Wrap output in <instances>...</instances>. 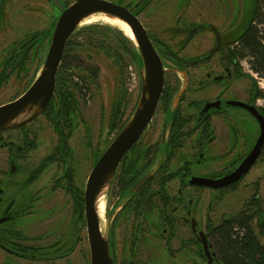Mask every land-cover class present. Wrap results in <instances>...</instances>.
<instances>
[{
  "label": "flooded vegetation",
  "instance_id": "af4514ba",
  "mask_svg": "<svg viewBox=\"0 0 264 264\" xmlns=\"http://www.w3.org/2000/svg\"><path fill=\"white\" fill-rule=\"evenodd\" d=\"M106 1L126 7L138 20L152 4L150 14L162 22L173 19L178 5V0ZM74 2L0 0V94L38 68L26 89L0 106L18 98L34 81L48 49L50 31L44 33L62 9ZM200 25L211 32V44L190 57L182 54L190 29ZM190 29L178 49L145 29L161 59L163 82L151 120L118 164L101 205V225L106 219L109 223L113 264H227L218 247L220 225L246 219L259 233L264 230V198H259L257 188L245 200L243 210L227 217L221 213L214 222L220 198L233 192L264 160L262 150L248 172L229 186L193 184L221 179L246 157L259 135L260 119L264 120V103L258 104L261 92L255 78L242 67L243 58L234 52L232 36L226 37L223 29L209 23ZM67 41L45 109L20 127L0 130V264L68 259L77 244L84 240L88 245L84 214L88 175L136 105L124 118L127 92L123 88L116 93L106 122L112 138L104 141L98 131L91 144L83 110L91 102L89 85L97 77L93 82L87 77L81 55L66 72L73 88L58 91L57 74L63 70ZM97 113L101 114L100 108ZM156 117L158 123L152 126ZM144 134L146 140L141 142ZM57 195L66 198V205L53 202L46 207ZM204 197L206 202L201 203ZM60 211L69 214L66 220L51 222L53 240L39 244V237L27 234L31 225L27 214L34 213L35 221L41 223ZM85 259L86 251L78 264H85Z\"/></svg>",
  "mask_w": 264,
  "mask_h": 264
},
{
  "label": "water",
  "instance_id": "95a60500",
  "mask_svg": "<svg viewBox=\"0 0 264 264\" xmlns=\"http://www.w3.org/2000/svg\"><path fill=\"white\" fill-rule=\"evenodd\" d=\"M98 15L118 20L129 28L132 39L128 38L120 29H116L131 41L139 58L136 68L140 81V91L134 111L117 136L93 164L86 181L84 195L89 264H113L108 237V219L101 225L102 219L99 218L97 203L100 199L104 201L118 164L126 151L140 138L151 120L163 82L164 69L161 59L136 15L130 13L124 6L106 0H76L67 8L62 9L54 25L44 33L46 35L50 31V38L46 57L36 78L22 95L0 106V130L20 127L37 117L45 109L53 94L55 74L67 39L77 31L83 21ZM108 26L112 27L111 25ZM204 27V25H200L192 28L185 41ZM40 44L41 42H39ZM177 98L175 99L176 102ZM260 125V132L253 147L229 174L216 181L206 179L193 184L209 188H221L242 178L256 161L263 148V119H260ZM157 169L158 166L145 175L136 184L135 189L151 177Z\"/></svg>",
  "mask_w": 264,
  "mask_h": 264
},
{
  "label": "rangeland",
  "instance_id": "374dc122",
  "mask_svg": "<svg viewBox=\"0 0 264 264\" xmlns=\"http://www.w3.org/2000/svg\"><path fill=\"white\" fill-rule=\"evenodd\" d=\"M252 6L253 0H178V5L173 11L174 17L171 20L167 19L162 22L158 20L157 15L150 14L149 11H151L152 4L148 6V8H146V10L141 13L138 18L143 27L151 32L150 35L153 33L161 40L172 46H175V48L178 49V47L180 46V42L185 39L187 31L191 27H193V25L198 24L209 23L213 25L217 30L223 29L225 36H232L233 39L243 30V28L247 24ZM45 24L46 23L44 22L43 25H39V27H45ZM92 24L108 26V24H104L101 21L89 23L83 22V24H81L78 29ZM111 28L116 29L113 26ZM175 28H181V30L179 29L178 32H175ZM86 33L87 32H85L84 34H78L75 31V34L72 36V40L85 43L88 39ZM210 33L206 28H203L193 34L185 48L181 50L182 54L190 57L191 55L196 53L194 51L207 48L211 44V42L209 41V37H211ZM103 34L105 35L104 41H106L108 44L109 42L111 45L117 44V38L112 32L106 31L103 32ZM234 44L235 43H231V45L233 46ZM81 55L83 57V60L86 61L87 66H94L98 68L95 84L89 85V90L92 96L91 102L83 110L87 117L86 123L88 125V131L91 136V144H94L97 139L98 131L100 132V136L104 141L110 140L112 138V134L106 131V122L109 116L112 101H114L116 93H120L123 88L126 89V98L128 99L127 105L124 110V118L130 116L132 107L137 102L139 96L140 81L137 68L132 63H130L125 55L123 61L124 66L120 71L118 70V68H116V63L110 57L106 56L107 54H104L102 51L97 50L96 48L91 47V49H87L81 52ZM249 64L250 63L248 59H242V67L244 68V70L248 74L256 76L255 80L256 82H259L257 83V87L259 88L261 94L258 104H262L264 103V76H258L256 73H254L251 70ZM41 65L42 61H40L38 67L41 68ZM36 69L38 68L32 69L27 77H25L20 83H18L17 86H7V88L0 94V103L9 100L14 95L24 91L30 81L33 79L34 71ZM98 108H100L101 114L97 113ZM100 115L101 118H99ZM95 121L99 123L96 124ZM157 123L158 122L156 117V119L152 123V126L153 124L155 125ZM36 125L37 122L33 123V126ZM45 134L46 132H43V135ZM145 134L144 136H142L141 142L146 140ZM75 140L79 141V136L76 137ZM86 151L88 153V150ZM1 166L2 164L0 163V168ZM87 167L88 172L89 165ZM256 188L258 189L259 198L263 199L264 160L258 162L248 172V174L244 176V178L239 182L233 192H230L226 196L220 198L221 201L219 203L218 209H216V211L218 212H215L217 215L214 219V222L219 221L221 213H224L227 217L231 214H235L243 210L245 200L248 199L254 191H257ZM206 199L207 197H204L201 203H204V201L206 202ZM65 200L66 198L64 196L57 195L50 202H46L45 205L46 207H48L53 202H56V205H66ZM103 200L105 201V197ZM68 214L69 213L65 211H60L54 213L53 219L45 220L41 223L40 221H35L34 217L36 215L34 213L27 214L28 216L26 215L25 219L31 221V223H28L31 225L29 226V228H27V234L29 236L35 235L39 237V244L50 242L51 240H53V237L50 236L49 232L53 231V227H55L51 222H55L60 219L66 220ZM254 231L257 235L260 234L256 227H254ZM85 251V264H89L88 245H86V242H84V240L76 245L74 252L68 259L56 260L52 262L36 261L33 264H67L68 260L71 262V264H78V261L83 258ZM24 263L26 264V262Z\"/></svg>",
  "mask_w": 264,
  "mask_h": 264
},
{
  "label": "trees",
  "instance_id": "16d2710c",
  "mask_svg": "<svg viewBox=\"0 0 264 264\" xmlns=\"http://www.w3.org/2000/svg\"><path fill=\"white\" fill-rule=\"evenodd\" d=\"M112 32L116 36V43L111 45L104 41L103 32ZM87 32V42H76L72 35L67 41L62 72L57 74L59 92H67L72 89L67 69L81 59V52L96 48L107 54L116 64L120 71L124 66V57L135 67L139 58L131 41L119 30L104 25H90L80 28L76 33ZM231 43L234 44V52L241 58L249 61L251 70L258 76H264V0H253V6L247 24L243 30L236 35ZM123 50V51H122ZM125 53V54H123ZM125 55V56H124ZM87 77L93 82L97 77L98 68L87 66ZM120 105V104H119ZM119 108V106H118ZM264 156V145L262 148ZM220 242L218 244L220 254L227 264H264V230L261 229L260 236L254 231L251 222L242 219L223 223L217 229Z\"/></svg>",
  "mask_w": 264,
  "mask_h": 264
},
{
  "label": "bare ground",
  "instance_id": "6f19581e",
  "mask_svg": "<svg viewBox=\"0 0 264 264\" xmlns=\"http://www.w3.org/2000/svg\"><path fill=\"white\" fill-rule=\"evenodd\" d=\"M95 21H101L102 23L104 24H108V25H111L115 28H118L120 29L128 38H131L132 39V34L129 30V28L122 22L118 21V20H115V19H108L104 16H92L88 19H86L85 21H83L84 23H89V22H95ZM103 201L100 199V201H98L97 203V211H98V214H99V218L101 217V214H102V208H101V205H102Z\"/></svg>",
  "mask_w": 264,
  "mask_h": 264
},
{
  "label": "built area",
  "instance_id": "2783aa9c",
  "mask_svg": "<svg viewBox=\"0 0 264 264\" xmlns=\"http://www.w3.org/2000/svg\"><path fill=\"white\" fill-rule=\"evenodd\" d=\"M252 76V75H251ZM252 77H254L255 79H256V76H252ZM257 83H259V82H257Z\"/></svg>",
  "mask_w": 264,
  "mask_h": 264
}]
</instances>
